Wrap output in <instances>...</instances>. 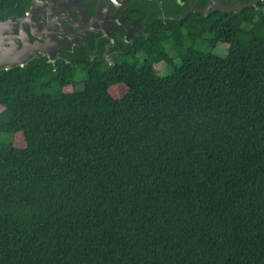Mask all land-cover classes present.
Masks as SVG:
<instances>
[{
    "label": "trees",
    "instance_id": "1",
    "mask_svg": "<svg viewBox=\"0 0 264 264\" xmlns=\"http://www.w3.org/2000/svg\"><path fill=\"white\" fill-rule=\"evenodd\" d=\"M146 32L0 72V264H264V2Z\"/></svg>",
    "mask_w": 264,
    "mask_h": 264
},
{
    "label": "water",
    "instance_id": "2",
    "mask_svg": "<svg viewBox=\"0 0 264 264\" xmlns=\"http://www.w3.org/2000/svg\"><path fill=\"white\" fill-rule=\"evenodd\" d=\"M264 0H32L21 16L0 20V72L24 68L33 61L52 66L63 54L86 49L89 61L117 43L133 45L146 38L154 21H182L191 14H241ZM107 43L91 49L90 42ZM117 54V53H115Z\"/></svg>",
    "mask_w": 264,
    "mask_h": 264
},
{
    "label": "rangeland",
    "instance_id": "3",
    "mask_svg": "<svg viewBox=\"0 0 264 264\" xmlns=\"http://www.w3.org/2000/svg\"><path fill=\"white\" fill-rule=\"evenodd\" d=\"M226 49H227V46L221 45V46L217 47L216 51L219 55H224L226 53ZM171 57H175V54L171 53ZM110 62H112V61L110 60ZM169 73H170V70H166L161 75L165 76V75H168ZM77 78H78V75H77ZM82 88L83 87L80 86L77 88V90H82ZM68 90H70V88ZM126 92H127V89L125 87H122V86H116V87H113L111 89V94L115 98H121L124 94H126ZM9 142H13L12 144L16 148H24L25 147L23 136L20 133L15 135L13 139H12V137L7 136V135H0V144L1 143H9Z\"/></svg>",
    "mask_w": 264,
    "mask_h": 264
},
{
    "label": "flooded vegetation",
    "instance_id": "4",
    "mask_svg": "<svg viewBox=\"0 0 264 264\" xmlns=\"http://www.w3.org/2000/svg\"><path fill=\"white\" fill-rule=\"evenodd\" d=\"M138 39H139V38H138ZM102 41H103V39H102V40H99L98 43H97V45L95 44V42H93V47H92L91 49H94L95 47H96V48H100V47L98 46V44H99V42H102ZM106 43H107V42H105L103 46H105ZM89 45H90V44H89ZM117 45H118V44H117ZM116 47H117V46H116ZM116 47H115V48H111V49L108 50V54H107V55H108V59H111V55H112V53H113V50H115ZM104 51H105V50H103V52H104ZM102 55H103V54H102Z\"/></svg>",
    "mask_w": 264,
    "mask_h": 264
}]
</instances>
